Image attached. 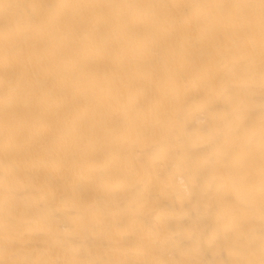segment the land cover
I'll use <instances>...</instances> for the list:
<instances>
[{
  "label": "bare ground",
  "instance_id": "6f19581e",
  "mask_svg": "<svg viewBox=\"0 0 264 264\" xmlns=\"http://www.w3.org/2000/svg\"><path fill=\"white\" fill-rule=\"evenodd\" d=\"M0 264H264V0H0Z\"/></svg>",
  "mask_w": 264,
  "mask_h": 264
}]
</instances>
